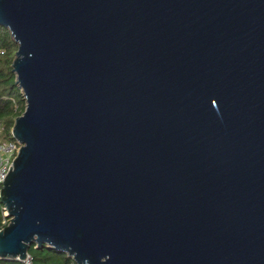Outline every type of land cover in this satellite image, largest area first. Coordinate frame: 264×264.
<instances>
[{
	"label": "water",
	"instance_id": "water-1",
	"mask_svg": "<svg viewBox=\"0 0 264 264\" xmlns=\"http://www.w3.org/2000/svg\"><path fill=\"white\" fill-rule=\"evenodd\" d=\"M0 26V260L264 264V0H0Z\"/></svg>",
	"mask_w": 264,
	"mask_h": 264
},
{
	"label": "trees",
	"instance_id": "trees-1",
	"mask_svg": "<svg viewBox=\"0 0 264 264\" xmlns=\"http://www.w3.org/2000/svg\"><path fill=\"white\" fill-rule=\"evenodd\" d=\"M16 46L11 40L8 31L0 26V144H6L12 140L10 130L13 121L20 116L25 108V101L18 87L15 85V75L11 70V61L14 57ZM8 220L4 216L0 204V229ZM30 264H75L64 253L34 245L28 249ZM0 264H24L14 259L0 260Z\"/></svg>",
	"mask_w": 264,
	"mask_h": 264
},
{
	"label": "built area",
	"instance_id": "built-area-1",
	"mask_svg": "<svg viewBox=\"0 0 264 264\" xmlns=\"http://www.w3.org/2000/svg\"><path fill=\"white\" fill-rule=\"evenodd\" d=\"M19 147L20 144L13 138L6 144H0V188L2 185V179L5 176L8 167H10V169L12 167L11 162L15 158ZM21 262L24 264H30V259L27 257Z\"/></svg>",
	"mask_w": 264,
	"mask_h": 264
}]
</instances>
